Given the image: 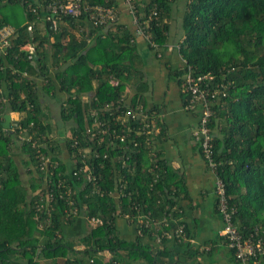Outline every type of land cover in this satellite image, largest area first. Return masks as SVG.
Here are the masks:
<instances>
[{"label":"trees","instance_id":"obj_1","mask_svg":"<svg viewBox=\"0 0 264 264\" xmlns=\"http://www.w3.org/2000/svg\"><path fill=\"white\" fill-rule=\"evenodd\" d=\"M96 1L103 4L105 0ZM176 1L133 0L141 19L156 7L149 32L159 48L168 41L167 21ZM116 2L107 0L108 5ZM30 3L35 6L34 1ZM178 10L182 39L176 50L181 64L169 77L180 88L187 73L193 78L213 76L212 81L201 85L208 84L211 90L225 84L217 94V103L209 105L213 111L207 123L213 162L225 185L228 207L234 210L233 225L244 237H264V0H183ZM50 13L45 8L33 13L21 1L0 0V28L14 29L10 46L0 51V264H89V259H93L92 264H101L96 256L103 252L111 255L106 264H197L189 262L196 252L188 242L186 227V240L162 234L184 224L178 207L172 209L177 206L179 187L170 182L173 172L156 152L161 131L156 135L131 133L123 142L107 135L89 141L85 134L86 127L96 120L118 135L126 134V127L139 126L138 120L128 119L126 127L115 120L122 112H136L139 105L143 109L145 60L137 52L133 28L117 23L108 29H94L62 15L55 17L56 27L52 21L39 25ZM146 46L160 58L148 43ZM30 47L34 53L28 60ZM129 84L137 92L126 104L123 95ZM181 94L185 110L197 114V129L201 108L187 109L189 97ZM42 96L60 101L59 118L68 125L69 135L51 136V126L44 121ZM143 111L159 124L150 112L153 110ZM11 113L19 114L20 119L5 129L4 115ZM18 126L33 132V140L42 146L18 145ZM147 138H151L149 143ZM113 140L114 148L109 144ZM85 147L91 149L89 154L83 153ZM37 150L57 163L49 176L55 197L48 221L46 210L38 212L35 207L39 197L44 199L46 194ZM82 159L89 171L74 176L73 172L83 167ZM19 163L26 170L25 183ZM87 174L97 178L102 196L90 192L91 180L84 178ZM59 180L64 182L57 187ZM119 190L122 197L117 198ZM67 198L74 202L76 216L71 214ZM215 202L217 207L216 196ZM123 214L134 221L143 215L152 223L139 224L136 238L127 241L117 227ZM89 218L101 223L88 226ZM80 219L86 222V230L84 224L77 223ZM158 221L160 225H156ZM73 228L79 233L76 238L69 230ZM153 233L163 245L154 255L150 247L142 245L143 236ZM75 243L84 249L76 251ZM228 249L238 264L234 250Z\"/></svg>","mask_w":264,"mask_h":264},{"label":"crops","instance_id":"obj_2","mask_svg":"<svg viewBox=\"0 0 264 264\" xmlns=\"http://www.w3.org/2000/svg\"><path fill=\"white\" fill-rule=\"evenodd\" d=\"M182 6L183 0H177L173 4L171 19L167 21L169 25L168 41L163 47L158 48L159 59L155 58L154 53L147 49L142 38L135 37L134 39L137 52L145 60L143 79L146 86L142 87L141 90L144 99L142 107L146 111L153 110L150 112L156 115L160 124V128L159 124H156L157 132L160 133L161 131L160 139L156 144V152L158 159L163 161L166 167L173 172L174 177L172 175L169 177L170 182L179 187L178 198L176 199L177 206L172 209L178 207L179 219L189 232L188 242L193 248L192 251L196 252L189 259V262L236 264L225 240L220 235L222 223L216 211L214 177L202 160L194 140L198 120L197 114L185 110L181 88L175 79L169 77L171 71H174L181 64L176 47L182 39L178 17L180 10L177 11V8L181 9ZM120 10L122 24L126 27L130 26L128 16L121 7ZM136 90L137 88L131 84L127 85L123 95L126 104H129L132 96L137 92ZM48 98L53 99L49 96ZM9 115L11 119L19 118V114L11 113ZM80 220L77 223H81L79 226L84 224L86 230V222L84 223V219ZM161 221H158L156 225H160ZM151 223L149 220L147 226ZM139 226V223L137 224L133 219H118L117 222L120 234L127 241H133L136 238ZM171 228L164 230L165 232L163 231L162 234L172 233L173 229ZM82 229L81 227L79 230ZM69 230L72 235L76 234L73 238L79 236L78 230L74 228ZM158 239L159 237L154 233L150 236H143L142 245L150 247L154 255V252L163 249V245L159 244ZM164 245L170 246V243ZM74 249L79 251L84 249V246L75 243ZM110 258L111 255L107 252L99 253L96 256L101 264H106ZM140 259L143 261L144 258ZM41 264L49 263L41 262ZM143 264H146L145 261Z\"/></svg>","mask_w":264,"mask_h":264},{"label":"built area","instance_id":"obj_3","mask_svg":"<svg viewBox=\"0 0 264 264\" xmlns=\"http://www.w3.org/2000/svg\"><path fill=\"white\" fill-rule=\"evenodd\" d=\"M9 1V0H2ZM15 2H24L27 5L29 11L35 13L37 8H45L46 11H50V15L44 18L41 22H38L39 25H46L48 21H52L53 25L57 24L55 17H59L57 15L66 16L69 18H74L77 21L83 22L84 24L95 28L108 29L111 25H115L121 22V10L128 16L130 21V27L133 28L134 36L142 38L150 47H152L156 53V57H159V53L157 52L159 46L151 39V35L149 32V22L151 19L155 18L157 15L156 7H153V10L149 16L141 19L139 14L133 4V0H116V4H107V0L103 2V4L98 3L96 0H13ZM30 1H34L35 6H33ZM32 25L28 26L30 30ZM80 31L83 30L82 27H78ZM14 29L11 26H3L0 28V51L3 52L9 46V39L13 35ZM89 41V40H87ZM178 48V45L177 47ZM30 54L28 56V60L32 59V55L34 53V49L32 47L29 48ZM213 76L200 75L195 78L191 76L190 73H187L183 77V82L181 85V90L183 93L189 97L187 109L192 110L196 107L201 108V116L199 118V126L196 129L194 134V140L200 147V152L206 161L207 167L211 174L214 177V192L217 198V210L221 214V222L222 229L220 235L224 238L227 246L234 251V258L237 260L238 264H261L264 262V237H258L256 234H250L247 237H244L238 229L232 223V214L234 210L228 207L227 198L225 194V185L222 180L217 176L216 173V165L213 162L212 157V136L210 134V130L208 128V121L211 116H213V111L209 105L211 103H217V94L219 90L225 89V84L220 83L216 85L218 89H212L211 86L208 87V84H205L202 87V83L205 80L212 81ZM225 91L222 93V96H225ZM124 114L125 116L123 117ZM122 114L115 118V120L119 121L123 126L128 124V119H134L139 121V126L137 127H126V134H116L114 129H111L109 125L102 123L100 121H95L89 126L86 127L85 134L89 141H93L98 135H107L108 138L114 139L115 141L123 142L127 135L133 133L135 136L138 135H148L152 133L153 135L158 134L156 129V119L149 118L148 115L141 109V106L137 107L136 112H122ZM155 117V116H154ZM18 119H12V121H17ZM14 125V124H13ZM16 127V125H14ZM13 126V127H14ZM30 127H32L30 125ZM33 132H28L25 128H21L18 126V130L16 131L15 140L17 144L21 143H29L32 147H40L41 143H38L37 140H33ZM149 139H146V143H149ZM111 141L109 144L115 147V142ZM101 143V139L97 141L99 145ZM77 144V142H75ZM133 145L136 146L137 142L133 140ZM90 148H84L82 151L84 154H89L91 151ZM97 157V154L94 155ZM36 158L39 160L38 169L42 172L43 176V185L46 187L44 190L46 192L44 199L39 197L38 201L35 203L36 210L42 211L44 208L47 214V221L50 217V203L54 200L55 192L52 189L51 180L49 176L53 175V170L57 168V163H51L50 157L42 153L40 150H37ZM125 158L122 163L123 166H126ZM83 167L78 168L73 172V175L76 176L78 173H87L89 171V167L85 163V159H82ZM59 175V174H58ZM92 177H89V176ZM84 178L87 180L90 179L92 189L90 192L92 194H97L102 196L104 192L97 184V178L92 174L84 175ZM63 180H59L57 183V187H60L63 183ZM123 190V185H120ZM114 195V194H111ZM122 197V191L119 190L117 193V198ZM68 205L71 208V214L76 216L77 208L74 206V202L72 200L66 199ZM136 211H139L138 207L134 208ZM141 215L136 220L137 224L144 223L147 225L149 221L146 219V216ZM122 218L125 220H132L129 217V214H123ZM143 221V222H142ZM166 222V219L164 220ZM87 223L89 226H95L100 224L99 219L89 218L87 219ZM140 233V232H139ZM167 238H176V239H185V231L184 226L179 225L177 228L173 229L172 233L166 232L164 234ZM93 263V259L89 260V264Z\"/></svg>","mask_w":264,"mask_h":264},{"label":"rangeland","instance_id":"obj_4","mask_svg":"<svg viewBox=\"0 0 264 264\" xmlns=\"http://www.w3.org/2000/svg\"><path fill=\"white\" fill-rule=\"evenodd\" d=\"M41 101H42V106H43L42 107L43 113H45L44 121L46 123H49L51 126V136L55 137L56 135H59V134L61 136L63 134L69 135L70 134V132L68 131L69 129L66 128V127H68V125L64 126V124L60 121V118H59V105H58V103H60V101L58 102V101H55L53 99H49L46 96L45 97L42 96ZM17 119L19 120L20 116ZM19 169L21 171V174L26 176V174H25L26 170H25L24 166H22V164H20V163H19ZM27 179H28L27 176L26 177L23 176V180L25 182H27L26 181ZM82 247H83V245H82Z\"/></svg>","mask_w":264,"mask_h":264},{"label":"water","instance_id":"obj_5","mask_svg":"<svg viewBox=\"0 0 264 264\" xmlns=\"http://www.w3.org/2000/svg\"><path fill=\"white\" fill-rule=\"evenodd\" d=\"M11 122V116L9 114L4 115L3 128L8 129Z\"/></svg>","mask_w":264,"mask_h":264},{"label":"clouds","instance_id":"obj_6","mask_svg":"<svg viewBox=\"0 0 264 264\" xmlns=\"http://www.w3.org/2000/svg\"><path fill=\"white\" fill-rule=\"evenodd\" d=\"M12 120V119H11ZM11 123V122H10Z\"/></svg>","mask_w":264,"mask_h":264}]
</instances>
